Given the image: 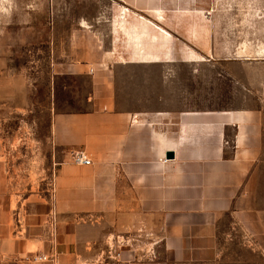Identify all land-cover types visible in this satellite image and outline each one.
Returning a JSON list of instances; mask_svg holds the SVG:
<instances>
[{"label":"crops","instance_id":"0c3cea01","mask_svg":"<svg viewBox=\"0 0 264 264\" xmlns=\"http://www.w3.org/2000/svg\"><path fill=\"white\" fill-rule=\"evenodd\" d=\"M43 4V21H57L43 39L47 72L84 80L86 107L53 98L61 158L46 193L13 188L0 147V264H51L29 261L33 251H57L62 264H144L133 258L141 244L115 248L133 229L151 233L155 264H229L226 242L259 245L264 61L237 43L264 34L254 22L264 0ZM58 21L71 28L60 33ZM76 150L90 162L73 163Z\"/></svg>","mask_w":264,"mask_h":264},{"label":"rangeland","instance_id":"374dc122","mask_svg":"<svg viewBox=\"0 0 264 264\" xmlns=\"http://www.w3.org/2000/svg\"><path fill=\"white\" fill-rule=\"evenodd\" d=\"M43 6V0H0V147L11 186L23 192L43 185V193H46L57 160L61 158V150L54 147L49 138L53 98L70 100L71 103L79 101L58 108L86 107L83 102L87 89L84 80L78 77L71 80L47 72L48 62L52 59L47 57L49 49L43 39L49 33L50 25L56 28L57 21H43L46 16ZM234 13L241 14L242 11ZM58 22L60 33L71 28L69 21ZM254 22L257 26H264V21ZM57 44L55 46L68 45L67 42ZM237 45L245 57L264 61V34H257L251 40H240ZM257 49L258 53H263L257 54ZM262 79L264 84V74ZM260 163L264 171V155ZM256 207L260 208L258 201ZM124 234L121 233L123 237H120L123 244H141L133 258L144 264L157 262L160 256L156 244L151 243V233L145 229H133L127 237ZM256 234L259 245L252 243V250L239 245L234 247L229 242L223 244L226 246L223 256L229 259V264H264V228ZM234 241L238 239L235 237Z\"/></svg>","mask_w":264,"mask_h":264},{"label":"built area","instance_id":"2783aa9c","mask_svg":"<svg viewBox=\"0 0 264 264\" xmlns=\"http://www.w3.org/2000/svg\"><path fill=\"white\" fill-rule=\"evenodd\" d=\"M70 159L73 163L77 164H88L90 162L89 157L82 150L73 151L70 155ZM122 244L123 241L117 238L115 248H120ZM109 256L113 258L119 257V251L112 249V253H110ZM27 259L31 262H50L51 264H62L57 258V251H33L27 257Z\"/></svg>","mask_w":264,"mask_h":264},{"label":"water","instance_id":"95a60500","mask_svg":"<svg viewBox=\"0 0 264 264\" xmlns=\"http://www.w3.org/2000/svg\"><path fill=\"white\" fill-rule=\"evenodd\" d=\"M165 156L166 157H170L171 156V153L167 152V153H165Z\"/></svg>","mask_w":264,"mask_h":264}]
</instances>
